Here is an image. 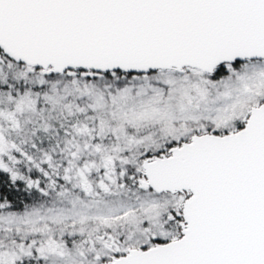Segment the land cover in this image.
<instances>
[{"label":"snow or ice","instance_id":"6c2138e0","mask_svg":"<svg viewBox=\"0 0 264 264\" xmlns=\"http://www.w3.org/2000/svg\"><path fill=\"white\" fill-rule=\"evenodd\" d=\"M0 264H264V0H0Z\"/></svg>","mask_w":264,"mask_h":264}]
</instances>
